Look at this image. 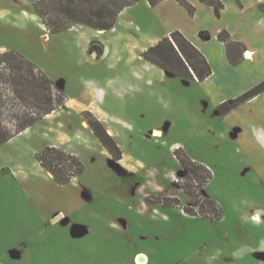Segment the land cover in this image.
I'll return each mask as SVG.
<instances>
[{
    "label": "rangeland",
    "instance_id": "obj_1",
    "mask_svg": "<svg viewBox=\"0 0 264 264\" xmlns=\"http://www.w3.org/2000/svg\"><path fill=\"white\" fill-rule=\"evenodd\" d=\"M36 1L0 0V129L13 136L35 122L0 149V169L20 183L0 192V223L64 216L4 264H137L139 256L145 264H264V91L220 109L259 84L226 82L221 72L211 83L185 79L146 60L165 36L147 0L111 30L57 33L34 12ZM15 53L77 108L42 115L45 102L19 86V76L33 78ZM87 112L114 132L121 161L87 128ZM47 147L77 156L84 172L56 184L38 160Z\"/></svg>",
    "mask_w": 264,
    "mask_h": 264
},
{
    "label": "trees",
    "instance_id": "obj_2",
    "mask_svg": "<svg viewBox=\"0 0 264 264\" xmlns=\"http://www.w3.org/2000/svg\"><path fill=\"white\" fill-rule=\"evenodd\" d=\"M147 1L154 7L164 0ZM177 1L186 7L191 14L194 13V7L186 0ZM200 1L217 8L223 7L221 0ZM138 2L139 0H37L33 4V9L42 20L47 30L52 33L66 31L77 25H84L98 31H107L115 27L120 14L126 8L136 5ZM261 9L264 10V5L261 6ZM203 38H207V35L203 34ZM219 40L225 43L231 63L237 64L238 60L234 58V53L238 52L241 54L242 51L234 50L239 44L234 42L226 31L219 34ZM91 49H97L100 54L104 52L103 47L96 43L91 46ZM11 56L14 58L17 56L21 57L20 55L16 56V53ZM143 56L146 60L165 72L181 78L195 79L204 82L212 75V68L204 54L179 31L172 32L169 36L164 37L158 43L151 46ZM21 59L27 63L33 80L30 82L27 78L19 76V79H17L20 82V84L18 83L19 86L23 87V91L35 98L37 102H41L42 100L45 102L46 109L42 115L47 116L52 114L65 104L66 98L63 96L55 98V95H53L54 83L47 78L43 71L39 73V78H41L40 80H42V83L36 81L35 77L37 76L36 74H38L36 73L38 72V68L24 57H21ZM263 91L264 82L237 97L232 102L222 104L220 109L232 110L242 103L257 97ZM34 123L35 122L28 123L18 132L15 130L13 136L31 127ZM89 124L90 128L93 129L96 136L107 147L113 157L116 160L121 159L119 147L114 139L107 134L103 124L96 118L89 120ZM13 136L5 134L0 129V145L9 141ZM38 159L42 167L47 172L51 173L54 180L60 185L71 183L74 178L78 177V175L82 174L85 170L82 161L77 156L56 147H47L39 155ZM184 160L188 161L187 159ZM190 163L195 166L198 165L193 162ZM213 207H216V205L214 204Z\"/></svg>",
    "mask_w": 264,
    "mask_h": 264
},
{
    "label": "crops",
    "instance_id": "obj_3",
    "mask_svg": "<svg viewBox=\"0 0 264 264\" xmlns=\"http://www.w3.org/2000/svg\"><path fill=\"white\" fill-rule=\"evenodd\" d=\"M143 1L145 0H139V2ZM186 1L194 7L193 14L177 0H164L158 5L151 7L155 12L157 22L165 27L164 37L169 36L174 31H179L204 54L212 68V75L206 79L204 83L215 81L218 78L219 72L223 75L221 77L222 80L226 82L239 79L243 81L247 79L251 83L250 87L263 82L264 72L259 75L256 74L264 70V10L261 9V6L264 5V0H221L223 4L222 8L202 3L200 0ZM146 2L148 3V1ZM127 9L128 8L125 10ZM224 31L228 32L231 39L239 44L234 51H242L241 54L238 52L234 53V58L238 60L237 64L231 63L225 43L219 40V34ZM203 34H206L207 38H203ZM247 54H251V57H248ZM102 55H104V52L99 56ZM247 64H250L248 66L250 69L245 71V69L242 68H246L247 66L245 65ZM163 72L165 71L163 70ZM232 73L237 75L232 76ZM244 73L245 75H243ZM240 74L242 76H239ZM255 75L256 77H254ZM235 96H237V94ZM64 106L77 108L78 102L75 101V99H66L62 107ZM85 114H90L100 121V119L91 112ZM87 128H90V126ZM106 131L115 139V134L111 129L106 127ZM17 135L13 136L6 143L1 144L0 149ZM94 135L96 136L95 132ZM96 138L98 139L97 136ZM40 166L49 174L53 181L58 184L54 180L53 175L47 172L41 164ZM16 179L17 177L9 168L0 169V192L5 193L4 191L12 187L14 188L17 183L20 185L19 181ZM18 189L23 192L21 188ZM24 194L26 195V200H29L28 195L26 193ZM5 215L6 213L4 212L0 213V219L2 221L7 220L5 217H2ZM63 216L64 214L57 213L50 216L49 220L44 221V223L40 221L39 226H36V223L33 222L34 220L26 219L21 223L15 220L16 224L14 226H16V228L14 229L4 222V225L0 223V264H4L3 260L7 257H11V259L14 260L22 258L25 250L30 245V239L34 237L36 233L37 235L40 234L50 225V222L59 224ZM36 217L37 216L34 215V218Z\"/></svg>",
    "mask_w": 264,
    "mask_h": 264
},
{
    "label": "built area",
    "instance_id": "obj_4",
    "mask_svg": "<svg viewBox=\"0 0 264 264\" xmlns=\"http://www.w3.org/2000/svg\"><path fill=\"white\" fill-rule=\"evenodd\" d=\"M9 95H4V97L3 98H5V99H7V102H6V104H7V107H8V110H14L13 108L16 106L15 104V100H12V98L10 97ZM7 109H5V111H6V113H9L10 111H8ZM4 111V112H5ZM13 113V111H11V114ZM14 121V120H13ZM14 124V123H13ZM14 127V126H13Z\"/></svg>",
    "mask_w": 264,
    "mask_h": 264
},
{
    "label": "bare ground",
    "instance_id": "obj_5",
    "mask_svg": "<svg viewBox=\"0 0 264 264\" xmlns=\"http://www.w3.org/2000/svg\"><path fill=\"white\" fill-rule=\"evenodd\" d=\"M45 39H46V38H45ZM247 55H248V57H251V54H247ZM155 134H156V135H160L158 132H156ZM254 218H255V219H258L257 216H255ZM140 258H141L140 256L137 257V259H136L137 264H145V263H146V259L143 260V261H141Z\"/></svg>",
    "mask_w": 264,
    "mask_h": 264
},
{
    "label": "flooded vegetation",
    "instance_id": "obj_6",
    "mask_svg": "<svg viewBox=\"0 0 264 264\" xmlns=\"http://www.w3.org/2000/svg\"><path fill=\"white\" fill-rule=\"evenodd\" d=\"M108 134V133H107ZM109 135V134H108ZM110 136V135H109ZM111 137V136H110ZM99 139V138H98ZM114 139V138H113ZM100 140V139H99ZM100 142H101V140H100ZM102 143V142H101ZM102 145H104L103 143H102ZM121 157H122V154H121ZM121 159H119V160H116V161H120Z\"/></svg>",
    "mask_w": 264,
    "mask_h": 264
},
{
    "label": "water",
    "instance_id": "obj_7",
    "mask_svg": "<svg viewBox=\"0 0 264 264\" xmlns=\"http://www.w3.org/2000/svg\"><path fill=\"white\" fill-rule=\"evenodd\" d=\"M59 218H61V217H59ZM140 260L143 261L144 259L143 258H140Z\"/></svg>",
    "mask_w": 264,
    "mask_h": 264
}]
</instances>
